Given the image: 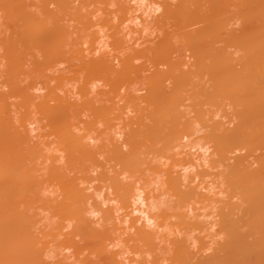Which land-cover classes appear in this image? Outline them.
<instances>
[{
    "label": "bare ground",
    "instance_id": "obj_1",
    "mask_svg": "<svg viewBox=\"0 0 264 264\" xmlns=\"http://www.w3.org/2000/svg\"><path fill=\"white\" fill-rule=\"evenodd\" d=\"M0 264H264V0H0Z\"/></svg>",
    "mask_w": 264,
    "mask_h": 264
}]
</instances>
